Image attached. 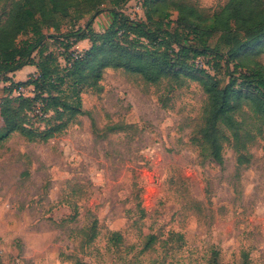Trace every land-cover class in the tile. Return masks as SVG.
I'll return each mask as SVG.
<instances>
[{
    "label": "rangeland",
    "instance_id": "obj_1",
    "mask_svg": "<svg viewBox=\"0 0 264 264\" xmlns=\"http://www.w3.org/2000/svg\"><path fill=\"white\" fill-rule=\"evenodd\" d=\"M174 1L194 6L211 24L229 0ZM142 4L124 0L121 10L143 21ZM163 9L170 16L155 19L190 38L177 23L179 11ZM104 12L92 18L93 31L111 25L112 13ZM91 15L67 18L58 33L69 35ZM221 35L209 38L214 52L196 67L221 83L235 69L264 68V39L228 64ZM74 39H49L46 51L59 55ZM89 47L86 39L73 50ZM183 58L192 62L191 54ZM196 67L154 85L107 68L82 88L85 113L56 120L64 127L53 137L0 139V264H264V127L246 107L235 113L243 132L255 136L243 166L231 141L224 142L222 166L202 154L195 139L207 97L198 79L208 74ZM26 75L10 77H34ZM9 83L0 76V103ZM18 92L33 96L27 86ZM2 127L0 119V135Z\"/></svg>",
    "mask_w": 264,
    "mask_h": 264
},
{
    "label": "trees",
    "instance_id": "obj_2",
    "mask_svg": "<svg viewBox=\"0 0 264 264\" xmlns=\"http://www.w3.org/2000/svg\"><path fill=\"white\" fill-rule=\"evenodd\" d=\"M106 2L111 7L101 8ZM154 2L143 0L146 20L135 21L121 10L124 0H0V76L10 82L0 103L3 122L0 139L14 133L30 140L39 134L44 140L53 137L64 127L63 122L56 120L62 121L64 117L70 120L85 113L82 88L100 81L107 68L123 69L154 85L182 74L190 66L196 67L195 63L204 54L214 52L208 40L216 33L222 34L221 40L227 46L228 64L264 39L263 0H229L211 24L204 23L206 20L194 6L174 0H163L157 5ZM163 6L179 11L177 23L189 31L190 38L178 26L170 30L169 24L155 19L156 14L170 16ZM104 11L112 13L111 25L102 33L93 31L92 18ZM89 13L92 15L85 26L71 25L69 35L58 33L67 18L79 19ZM70 35L75 37L70 44L72 48L68 46L59 55L46 51L47 40ZM86 39L90 47L76 53L75 44ZM184 53L191 54V63L183 58ZM28 65L36 67L34 77L26 83H13L9 75ZM196 69L208 74L206 79H198L207 97L203 124L195 139L202 154L222 166L224 142L231 141L237 164H247L250 161L247 142L255 136L243 132L235 113L246 107L264 127V68L235 69L225 83L216 79V75H209L203 67ZM212 69L216 73L214 65ZM23 86L31 88L33 96L23 92L14 94ZM33 118L36 121L32 122ZM35 122H38L36 127Z\"/></svg>",
    "mask_w": 264,
    "mask_h": 264
},
{
    "label": "crops",
    "instance_id": "obj_3",
    "mask_svg": "<svg viewBox=\"0 0 264 264\" xmlns=\"http://www.w3.org/2000/svg\"><path fill=\"white\" fill-rule=\"evenodd\" d=\"M104 13H107L108 14L109 12L107 11V12H104ZM35 72H37L36 67L35 66L28 65V66H25L23 69H21L19 71H16L14 74H10L9 76H11L13 78L14 75L15 76H18V74H23V75L27 74L26 76L29 77L30 74H33L34 75ZM16 78L17 77H15V80H17Z\"/></svg>",
    "mask_w": 264,
    "mask_h": 264
},
{
    "label": "built area",
    "instance_id": "obj_4",
    "mask_svg": "<svg viewBox=\"0 0 264 264\" xmlns=\"http://www.w3.org/2000/svg\"><path fill=\"white\" fill-rule=\"evenodd\" d=\"M21 89V88H20Z\"/></svg>",
    "mask_w": 264,
    "mask_h": 264
}]
</instances>
